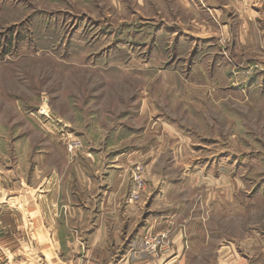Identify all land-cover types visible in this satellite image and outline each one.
Segmentation results:
<instances>
[{
  "label": "rangeland",
  "instance_id": "obj_1",
  "mask_svg": "<svg viewBox=\"0 0 264 264\" xmlns=\"http://www.w3.org/2000/svg\"><path fill=\"white\" fill-rule=\"evenodd\" d=\"M209 4L0 0V242L19 223L18 261L46 243L36 204L58 172L97 170L96 185L111 165L126 204H170L147 252L181 229L182 264H264V29L237 34L227 1L220 20Z\"/></svg>",
  "mask_w": 264,
  "mask_h": 264
},
{
  "label": "crops",
  "instance_id": "obj_2",
  "mask_svg": "<svg viewBox=\"0 0 264 264\" xmlns=\"http://www.w3.org/2000/svg\"><path fill=\"white\" fill-rule=\"evenodd\" d=\"M204 1L210 3L218 20L222 11L217 2L227 1V8L234 13L235 25L232 26L237 29V34L247 35L255 29H264V0ZM230 24L232 23L228 26L223 24L222 29H230ZM120 154L122 153H113L107 162L117 163ZM78 156L80 159L75 160L77 166V162L81 161L89 164L102 161L101 154L83 153ZM106 167H110L109 172L96 185H92L91 180L93 176L97 177L98 171L91 173L81 168L73 172H58V177L61 178L58 185L53 183L51 189L46 187L43 190L42 198L36 204L39 220L34 219L37 234L46 243L43 246L38 242V247L36 246V264H182L181 229L173 232L170 237L171 248L167 253L152 254L141 246V239L145 234H155L172 225L169 218L172 213L170 204H162L156 200L148 207L126 204L123 198L127 189L123 190L117 185L120 181L119 171L111 165ZM55 174L53 178L56 180ZM69 178L72 180L69 181ZM164 191L165 189L157 191L154 198L161 197L164 201ZM17 224L19 223L8 222L9 227L4 230L0 242V248H3L0 264L12 258H15V264H28V257H20L18 261L17 256L13 257L11 254L12 226ZM175 231H178L177 228ZM225 252L219 249L218 258L225 257Z\"/></svg>",
  "mask_w": 264,
  "mask_h": 264
},
{
  "label": "built area",
  "instance_id": "obj_3",
  "mask_svg": "<svg viewBox=\"0 0 264 264\" xmlns=\"http://www.w3.org/2000/svg\"><path fill=\"white\" fill-rule=\"evenodd\" d=\"M77 148H80V143L73 140L69 141L65 144V151L68 154H72ZM166 236L162 235L158 238H147L145 240V246L149 253L157 254L158 251H161L165 246ZM9 264V263H7Z\"/></svg>",
  "mask_w": 264,
  "mask_h": 264
}]
</instances>
